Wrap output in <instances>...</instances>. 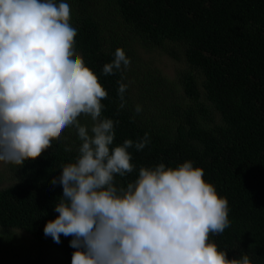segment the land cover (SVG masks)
<instances>
[{"label": "trees", "instance_id": "trees-1", "mask_svg": "<svg viewBox=\"0 0 264 264\" xmlns=\"http://www.w3.org/2000/svg\"><path fill=\"white\" fill-rule=\"evenodd\" d=\"M66 2L78 30L76 50L108 92L103 117L119 121L115 144L147 133L150 143L142 151L130 149L137 169L159 163L175 167L188 160L202 168L205 180L227 198L230 208L231 226L210 241L228 252L229 259L248 254L253 264H264V0ZM103 14L115 18L118 34L99 21ZM118 48L133 69L103 75ZM149 52L180 64L174 81L142 61L141 54ZM122 76L124 83L131 77L176 96L165 102L163 113L145 120L129 112V90L126 107L119 108ZM133 103L141 104L134 98ZM64 144L54 141L23 167L10 164L13 181L0 183V264H45L54 253L61 264H72L77 251L70 247L72 237L61 235L57 244L43 232L58 217L54 207L63 195L62 187L51 182L76 156L75 150L64 152Z\"/></svg>", "mask_w": 264, "mask_h": 264}, {"label": "clouds", "instance_id": "clouds-1", "mask_svg": "<svg viewBox=\"0 0 264 264\" xmlns=\"http://www.w3.org/2000/svg\"><path fill=\"white\" fill-rule=\"evenodd\" d=\"M77 35L66 0H0V162L36 161L68 129L79 141L64 144L76 156L51 182L63 195L44 235L57 244L72 237V264H253L210 241L231 226L230 208L202 168L188 160L137 169L130 149L142 151L147 133L115 144L119 121L103 117L108 92L76 50ZM130 66L118 48L102 73ZM118 85L123 109L129 84L122 76Z\"/></svg>", "mask_w": 264, "mask_h": 264}, {"label": "rangeland", "instance_id": "rangeland-1", "mask_svg": "<svg viewBox=\"0 0 264 264\" xmlns=\"http://www.w3.org/2000/svg\"><path fill=\"white\" fill-rule=\"evenodd\" d=\"M99 21L104 25L107 31L112 32L113 34L119 33V27L116 23V20L111 15L103 14L102 17L99 19ZM141 59L145 63L148 64V67L150 69H157L159 72L168 78L171 81H174L176 78V73L180 67V64H178L175 60L172 58H168L167 56L161 55L159 53L149 52V53H142ZM130 69H133L132 66H130ZM137 68H134L136 70ZM131 77H128L126 84H129V93H130V99H135L136 102H139L141 104H130V99L128 103V109L129 112L132 113V115H137L134 111V108L136 105L142 106V112L139 114V116L145 117L148 121L150 116L160 115L165 111V102L169 101L170 99H173L176 96V93H172L169 90H164L163 86H159L157 84H147L144 83V81H130ZM199 82V81H198ZM180 90V89H179ZM182 91V90H181ZM182 98L184 97V94L180 92ZM154 99V102L150 103ZM157 101H156V100ZM156 101V104H155ZM158 103V105H157ZM146 108H148V111H146ZM167 107H170L168 104ZM81 123H91L90 118L81 117ZM64 137H67V140H63L65 143H75L76 145H79V141L76 138L75 130L74 129H68L65 130L63 133ZM13 171L10 168V164H4L0 162V183L2 186L9 185L7 180L2 182L4 179H9L10 181L12 179ZM16 235L27 239L29 238L28 235L24 234L23 232L16 231ZM45 264H61V258L58 256L57 253H54L49 259H46Z\"/></svg>", "mask_w": 264, "mask_h": 264}]
</instances>
